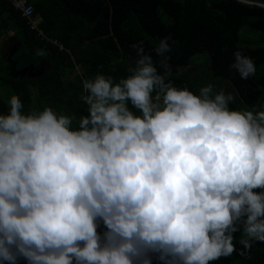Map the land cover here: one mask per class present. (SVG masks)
Wrapping results in <instances>:
<instances>
[{"label":"clouds","instance_id":"9594fccd","mask_svg":"<svg viewBox=\"0 0 264 264\" xmlns=\"http://www.w3.org/2000/svg\"><path fill=\"white\" fill-rule=\"evenodd\" d=\"M132 47L127 76H82L78 119L25 111L16 93L0 112V264H212L264 243V102L177 85L143 40Z\"/></svg>","mask_w":264,"mask_h":264},{"label":"trees","instance_id":"16d2710c","mask_svg":"<svg viewBox=\"0 0 264 264\" xmlns=\"http://www.w3.org/2000/svg\"><path fill=\"white\" fill-rule=\"evenodd\" d=\"M29 2L42 17L40 27L45 37L57 39L65 48L42 38L9 0H0V43L5 38L4 43L12 45L5 55L0 48V83L11 93L0 95V112L8 111V98L16 93L25 111L51 105L59 111L76 113L78 119L87 108L79 98L82 76L97 72L117 80L127 76L137 58L132 45L140 40L144 41L145 51H151L159 70L171 71L170 79L175 84L197 91L213 82L217 90L236 93L232 107L264 102V7L238 0ZM164 36L171 37L172 49L167 54V65H159L162 58L156 55L154 47ZM238 49L252 57L257 66L255 75L246 80L230 67ZM199 58L203 60L202 69L180 72V68ZM13 64L16 70L27 66L39 69L42 64L45 69L37 77L27 73L16 75ZM105 230L101 221L97 231L102 234ZM235 235L239 239L240 234ZM157 255L153 254V264H165ZM16 264H27V260L20 258ZM212 264H264V243L257 242L242 255L234 252Z\"/></svg>","mask_w":264,"mask_h":264},{"label":"built area","instance_id":"2783aa9c","mask_svg":"<svg viewBox=\"0 0 264 264\" xmlns=\"http://www.w3.org/2000/svg\"><path fill=\"white\" fill-rule=\"evenodd\" d=\"M13 7L21 12V15L28 20V24L30 25L31 29L37 30L38 35L42 38H46L43 30L41 29L40 25L42 23V17L35 13V7L29 0H9ZM48 41H51L55 44H58L60 49H64V45L60 43L57 39H50L46 38ZM77 70L80 72V68L77 67Z\"/></svg>","mask_w":264,"mask_h":264},{"label":"water","instance_id":"95a60500","mask_svg":"<svg viewBox=\"0 0 264 264\" xmlns=\"http://www.w3.org/2000/svg\"><path fill=\"white\" fill-rule=\"evenodd\" d=\"M238 1L248 3V4H252L255 6L264 7V0H238ZM10 60L12 61V58H10ZM12 68L14 70H16V64H13ZM44 69H45L44 65L39 69H36V67L27 66V67H24L22 69L16 70V75H19V74L24 75L27 73L31 77H37V76H40L41 74H43Z\"/></svg>","mask_w":264,"mask_h":264},{"label":"rangeland","instance_id":"374dc122","mask_svg":"<svg viewBox=\"0 0 264 264\" xmlns=\"http://www.w3.org/2000/svg\"><path fill=\"white\" fill-rule=\"evenodd\" d=\"M2 40H3V42H1L2 45L0 43V45H1L0 48L2 47V49L5 50V52L3 53V55H5L6 52L9 51V49L11 48L12 45L10 43H4L5 38H2ZM201 56L203 57V55H201ZM203 67H204L203 60L201 58H199V59H197V61H194L190 66L180 68V72H185L187 70L202 69ZM10 94H9L7 88L0 83V95L5 96V95H10Z\"/></svg>","mask_w":264,"mask_h":264},{"label":"flooded vegetation","instance_id":"af4514ba","mask_svg":"<svg viewBox=\"0 0 264 264\" xmlns=\"http://www.w3.org/2000/svg\"><path fill=\"white\" fill-rule=\"evenodd\" d=\"M42 66H43V64H42Z\"/></svg>","mask_w":264,"mask_h":264}]
</instances>
